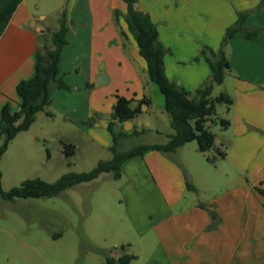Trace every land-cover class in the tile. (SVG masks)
I'll use <instances>...</instances> for the list:
<instances>
[{
  "label": "crops",
  "instance_id": "obj_1",
  "mask_svg": "<svg viewBox=\"0 0 264 264\" xmlns=\"http://www.w3.org/2000/svg\"><path fill=\"white\" fill-rule=\"evenodd\" d=\"M65 1L67 42L58 75L69 88L52 89L48 110L53 115L47 116L62 119L87 140L109 150L112 135L107 123L115 95L136 100L145 96L150 105L114 128L147 131L121 138L117 147L123 151L124 140L145 133L161 140L138 144L165 143L172 131L170 117L128 31L126 3ZM154 1L136 0L134 6L148 13L156 25L166 50V76L190 92L210 76L207 62L194 57L203 45L218 48L237 12L248 11V28L263 27L250 38L237 32L225 46L230 71L220 91L233 102L224 116L229 125L221 129V135L215 134L214 145L225 151L221 161L228 168L217 167L214 179L212 163L192 142L174 151L148 150L126 159L117 178L125 231L81 248L79 264H104L106 255L118 254L114 247L120 244L134 255L130 264H264V197L255 189L259 183L264 185V6L258 8L259 0ZM43 4L50 6L47 12ZM58 5H52V0H21L13 11L0 35V107L8 103L12 110L18 108L16 84L32 76L35 51L57 26L47 21V14ZM100 73L107 81L94 85ZM217 160L214 163L219 166ZM210 175L220 187L215 194L207 187ZM240 178L247 185L239 184ZM207 191L211 194L204 197Z\"/></svg>",
  "mask_w": 264,
  "mask_h": 264
},
{
  "label": "trees",
  "instance_id": "obj_2",
  "mask_svg": "<svg viewBox=\"0 0 264 264\" xmlns=\"http://www.w3.org/2000/svg\"><path fill=\"white\" fill-rule=\"evenodd\" d=\"M20 1L0 0V35ZM123 1L126 3L124 20L128 31L135 40L139 55L144 59L150 81L158 87L164 97V109L170 117L169 124L172 129L167 135L168 140L165 143L137 144L127 150L120 151L117 143L121 138L145 132L147 129H133L130 132L118 131L114 128L115 124L136 117L141 113L142 106H149L151 101L145 96L136 100L116 94L110 120L107 123V129L112 135V144L109 147L111 157L109 159L98 160L95 166L87 171L66 172L53 182H47L38 177L28 178L18 186L3 190L0 181V196L3 199L53 197L79 183L91 181L104 172H111L113 178L117 179L120 177V166L126 159L143 155L148 150L174 151L193 140L196 141L197 150L205 155L208 162L214 163L217 158L225 156V151L214 145L215 134L211 131L210 126L215 122L213 116L216 113V105L223 103L226 110H228L233 100L229 94L223 91L212 95L213 86L221 84L225 75L230 71L229 60L225 52L228 40L237 32H242L246 38H250L261 31L263 27L248 28L245 25L248 11L237 12L235 21L225 29L218 48L212 49L207 45H203L198 55L194 57V60L203 58L207 62L210 68V76L193 92H190L166 76L164 69L166 50L158 39L156 25L149 14L135 8L134 3L136 0ZM263 6L264 0H259L258 8ZM117 18L118 11L115 10L114 21L116 24L118 22ZM66 24L67 17L64 5L61 15L57 19V26L49 30L48 38L35 51L32 76L16 84L15 90L19 98L18 108L12 110L8 103L0 107V157L16 134L30 127L37 112L42 111L48 116L53 115L48 110L52 89L69 88L58 75L60 54L67 42L65 37ZM119 32L125 36L121 30ZM86 122L90 123L91 120ZM218 122L221 128H226L229 125V121L224 117H219ZM62 145L66 156L74 154L75 147L73 144L63 143ZM214 147L216 155L206 154ZM187 186L192 188L189 183H187ZM255 189L264 197V185L262 183L256 185ZM126 248L127 245L124 244L114 247L118 254L116 256L106 255L104 264H130L134 255L128 253Z\"/></svg>",
  "mask_w": 264,
  "mask_h": 264
},
{
  "label": "rangeland",
  "instance_id": "obj_3",
  "mask_svg": "<svg viewBox=\"0 0 264 264\" xmlns=\"http://www.w3.org/2000/svg\"><path fill=\"white\" fill-rule=\"evenodd\" d=\"M147 1L155 3L154 0ZM58 3L55 12L47 14V21L54 26L65 0H52V5ZM49 7L43 4L42 8L47 12ZM223 88V85L216 84L212 95ZM225 115V104H217L213 116L215 122L210 129L218 136L223 129L218 118ZM85 137L62 119L39 112L35 122L27 130L17 133L0 157L2 189L18 186L28 178L38 177L53 182L66 172L87 171L98 160L111 157L110 150ZM160 140L161 137L154 133H145L127 138L120 148L127 150L139 142ZM191 142L197 145L196 141ZM63 143L73 144L74 154L66 156ZM210 152L216 155L215 147ZM217 161H220L217 162L219 166L211 164L214 179L219 173L217 167L228 168L221 158ZM210 177L211 183L207 187L215 194L220 187ZM211 191L205 192L204 197ZM123 216L118 181L111 172L101 173L97 178L79 183L53 197L5 200L0 196V264H79L83 260V254L79 253L81 248L99 243L101 237H111L116 231L124 233Z\"/></svg>",
  "mask_w": 264,
  "mask_h": 264
},
{
  "label": "water",
  "instance_id": "obj_4",
  "mask_svg": "<svg viewBox=\"0 0 264 264\" xmlns=\"http://www.w3.org/2000/svg\"><path fill=\"white\" fill-rule=\"evenodd\" d=\"M107 81V77L104 75V73H100L99 76L97 77V80L96 82L94 83V85H101V84H104L105 82ZM239 184H245L247 185V181L246 179L244 178H240L238 181H237ZM209 214L214 217L215 216V213L213 210H211L209 212Z\"/></svg>",
  "mask_w": 264,
  "mask_h": 264
}]
</instances>
